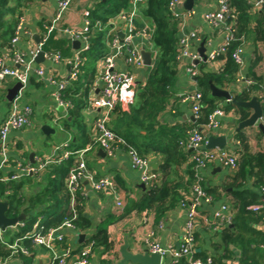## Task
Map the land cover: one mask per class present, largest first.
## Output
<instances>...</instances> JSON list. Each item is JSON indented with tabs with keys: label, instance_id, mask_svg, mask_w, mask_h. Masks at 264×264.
<instances>
[{
	"label": "trees",
	"instance_id": "obj_1",
	"mask_svg": "<svg viewBox=\"0 0 264 264\" xmlns=\"http://www.w3.org/2000/svg\"><path fill=\"white\" fill-rule=\"evenodd\" d=\"M31 1L0 0V52L11 46V37L14 34L18 18ZM169 2L170 0H142L138 3V13L140 12L150 22L149 41L155 54L150 67L146 70L144 81L136 87L134 103L126 110H121L116 105L111 114H118L116 122L110 123L112 117L110 116V124L108 123L112 130L125 137L141 155H145L149 151L161 153L162 157L158 164L160 181L146 187L137 198L129 199L128 187L121 176L114 174L111 178L116 189L118 192L119 189L125 191V196H127L126 206L119 197L123 203L122 208L106 213L95 225H92L84 217L77 191L73 205L76 218L72 223L78 230H90V234L81 243H78L75 249L71 248L70 256L76 255L86 245H91L92 250L95 247H101L104 255L100 259V264H110L109 255L111 252H115V246L109 237V226L123 220L129 214L150 213L156 219L160 218L167 210L179 203L183 198L182 192H187L188 188L192 187L194 162L185 152L189 149L182 145L189 129L203 125L207 113L219 106L217 103L222 100L225 101L226 109L229 107L235 109L236 122L249 116L251 112L249 108L236 106L224 98L212 96L209 82L230 91L237 101L250 99L262 86L263 76L253 71V67L261 58L259 50L255 51V57L250 60L249 70L246 72V77L251 78L255 83L243 86L239 92L233 87L240 74V69L230 54L247 38H251L255 44L260 41L264 43V2L259 11H254L248 0H229L230 17L232 18H229L228 22L232 23L235 28V37L227 46L226 53L219 57L224 61L222 67L203 70L202 63L195 64L198 73L194 75V78L198 89L202 92L203 107L200 109V118L196 119L188 129L177 128L178 131L175 127L161 122L159 115L168 104L171 97L169 88L178 71L176 56L179 51V19L170 12ZM130 8L131 0H97L90 9L89 47L87 50L80 51L82 61L78 77L71 81L62 92L63 98L71 104L67 112L70 119L66 117L62 121L64 128L80 126L81 110L87 104L88 93L94 86L96 76L92 61L98 56L103 57L107 54V50L103 51L102 48L105 30H108L110 26L108 22L114 16L128 11ZM56 33L59 31L49 35L42 49L49 52L59 51L61 55H66L67 49L71 47V42L68 39H56L58 38ZM108 38L110 37L108 36ZM36 80L37 78L33 75L29 78V82L35 85L42 83ZM1 103L7 110L5 109V112L0 110V123L6 116L9 107V101L6 100L4 91L0 93ZM260 103L264 120V100ZM225 107L222 106L224 109ZM78 130L74 143L70 142L67 146L70 154L45 167L37 173L38 177L27 174L15 180H0V199L6 201L8 205L6 215L13 217L20 211L26 215L22 223L18 224L14 234L6 233L4 235L6 242L14 243L15 239L22 238L31 232L34 226H41L44 231L59 226L64 219L70 217V192L65 178L70 168L76 163L75 152L82 148V145L78 143L86 138L83 129ZM140 130L144 131V134H141ZM256 137L258 140L243 131L236 132L235 139L239 143L240 153L238 167L235 170H229L219 185L202 184L211 197L215 199L225 197L233 212L231 223L216 231L220 237L219 248L223 254L212 255V264H228L226 259L229 254L233 253V246L240 248L239 264H264V249L260 247L259 243V241L263 242L264 233H257L256 229L250 227V223L261 221L263 212H253L246 208L250 204L259 203L262 198L261 193H264L261 191V188H264V146L259 142L264 137V133L258 130ZM253 138L256 140L255 143ZM248 179H251V186L246 185ZM33 182L39 189L30 197H26L22 192L23 188ZM249 234H256L255 237L259 241L258 239L254 240V237ZM22 244L27 249L29 248V251L33 243L29 238H25ZM57 244L61 249L68 245L65 238L56 242ZM19 254H22L23 264H30L29 256L20 252ZM10 255H12L10 247L0 241V259ZM193 255L202 259L206 258L203 254L201 256L196 252ZM174 263L187 264V261L185 258H181Z\"/></svg>",
	"mask_w": 264,
	"mask_h": 264
},
{
	"label": "crops",
	"instance_id": "obj_2",
	"mask_svg": "<svg viewBox=\"0 0 264 264\" xmlns=\"http://www.w3.org/2000/svg\"><path fill=\"white\" fill-rule=\"evenodd\" d=\"M180 1V4L177 5V9L181 10L183 13H188L184 15V18L181 21L182 23L178 29V36L191 38V50L197 51V48L199 47V44L202 40L205 41L204 47L206 49V53L211 51L212 49L219 47L223 41V34L213 29L212 25H210L204 19V15L207 11L216 8L217 0H194L193 8L190 10L183 7L184 0ZM96 2L97 0H73L70 7L64 14L62 23L67 25H80L82 21V11L84 9L90 10ZM56 8V0H32L29 4H27V6L23 9L22 15H20L24 17V26L19 34L17 42L15 43L13 48H4L0 52V55L4 56L5 63L8 66L13 65L11 56L12 50H18L23 53L25 57H29L30 51L34 49L36 45V42L34 40L35 36H40L42 34V32L44 31V25L53 16ZM252 23L255 24V22ZM108 24L110 26L107 30V53H110L108 38L109 31L112 29L116 33H118V31L125 32L126 28L124 20L121 18L120 13L111 18ZM149 27L150 22L147 21L139 12L138 15L134 18L135 33L132 37V40L133 44L138 48L140 53L142 49L150 51L151 59L153 60L155 50L149 41V37L142 33V29H148ZM56 37H58L56 39H68L71 42V47L70 49H67L66 55L62 54L64 56L63 59L61 61L55 62L52 59L46 58V61L44 63L37 64L36 62H34L33 65L34 67L42 66L47 72L57 77H64L68 72V67L66 65L65 59L72 57L75 54V50L79 47L74 48L72 46V41L61 32L56 33ZM258 50L261 58L253 67V71L258 75L263 76L262 87H264V43H262L261 41L255 44L251 38L243 40V58L245 62L243 68L240 71V76L246 77V72H248L249 70V62L251 59H254L255 51ZM201 63L203 70L216 69L221 65L220 60H216L213 64L210 61L200 60L197 65ZM191 64L192 61L187 57H184L180 61H178L177 75L169 88L171 97L165 110L159 115V120L161 122L166 123V125L168 126L175 127L176 130L177 128L188 129L196 121L191 110V104L188 102H182L180 99L181 95L193 92L198 89L194 76H191L187 70V68L190 67ZM117 66L120 70L127 71L133 75L136 87L144 81L146 76L144 64L143 66H138L135 64H125L122 59L118 58ZM196 69L198 70L197 67ZM97 76L98 73L96 72L94 86L88 93L87 104L81 110L80 126H71L67 129L64 128L62 121L66 117L70 119V116H68L67 113L68 110H64L58 104H56L55 100L52 98V86L47 85L43 82L39 85H35L29 82L28 86L23 92V95L25 97L24 102L32 107L31 114L35 112L38 115H42L46 119L47 117L50 118V126H48L52 131L50 130L48 133H44L39 128V131L43 136L50 135V147L45 152L43 148L41 149V147L35 149L36 146H46V144L43 143V139L39 138L36 129H31L30 125L22 129L11 130L7 136L8 161L3 170L6 175H9L14 171V166H16L18 162L24 163L28 161L32 163L31 160H33L34 162L35 158H42L43 154L46 157L50 156L52 158H57L60 160L61 158H63L62 155L64 154V152L69 151L67 150L68 144H70V142L74 143L76 138L75 136L79 132L78 129L82 128L83 133L86 134V138H84L78 144L82 145V148L80 149L89 147L83 152V157L87 168L96 176L113 177L114 174H118L119 176H121L125 185L130 191L128 195L129 199H135L140 195L141 191L144 190L140 187V184L142 183L140 178V171L134 169L131 166L129 156L127 155L125 149H123L122 147H117L114 151V154L112 156H108L106 155L104 150L101 149L100 146L93 141V121L96 112L91 108V106L88 105V101L92 96L96 95V93L94 92L96 88L98 89L99 87ZM36 81L39 82L38 80ZM16 82L17 81L13 78H6L5 80L1 81L0 93L4 91L6 95L7 90L11 88ZM243 86L244 85L242 83L236 81L233 88L234 90L239 92L242 90ZM93 90L94 95L91 93ZM134 93L132 96L131 104H128L127 107H124V102H121V104L118 105L121 110L128 109V107L134 103ZM127 94V90L123 89L122 99H124ZM217 104L221 107H225V101L224 104L222 103V101H218ZM5 109L6 107H3L1 103L0 110H4L5 112ZM224 110L226 113L225 116L220 120L219 128L215 131H207V133L208 135L212 136L225 134L227 142L223 148L231 149L235 147L236 144V132L234 131V128L237 125V113L233 107H229L227 109L225 107ZM111 116L112 117L110 123L116 122L118 114L114 113ZM262 122L264 124L263 119ZM200 126L203 128L202 125ZM258 130L259 129L254 126L244 129L243 132L258 140L256 137ZM140 132L141 134H144V131L140 130ZM255 139L253 141L254 143L256 142ZM259 142L264 146V137ZM185 152H187V156L190 159L191 151L188 150ZM30 153H33L32 157H29ZM145 156L149 159L151 171L155 172L156 181L158 183L160 181L158 164L162 155L158 151H149L145 154ZM183 169H185V166H183ZM227 172H229V170L224 166L216 163L208 164L200 171V174L202 176V184L210 186L219 185L224 179V176ZM30 175L32 177H38L37 174ZM246 185L251 186V179H248L246 181ZM37 189H39V187L35 185V182H33L31 185H25L22 192L26 197H30L33 193H35ZM78 194L81 200L80 203L82 205L83 215L92 225L97 224L106 213L115 211L117 209L115 204V195L113 192H111L109 189L96 191L91 188L89 182L85 178L80 180ZM117 194L119 197H121L124 205L126 206L127 196H125V191L119 189V192L117 190ZM182 194L183 197H186V199H191L193 197L191 187L188 188L187 192H182ZM261 195L262 198L260 202H264V193H261ZM212 198L213 200H210L208 202L204 200H201L199 202V218L196 225V240L194 251L196 253H199L201 256L204 255L206 257H210L211 260L212 255L216 253L223 254L221 248H219V244L221 243L220 237L216 231L210 230L204 225L202 218L204 216L211 215L214 208L219 202L227 200L225 197L217 199H215L214 197ZM0 200L4 201L2 199ZM20 213L23 212L20 211ZM184 219L185 210L179 205V203L171 207L169 210H167V212H165V214L157 219L150 213H141L140 215H127L123 220H120L116 224L109 226V237L113 240L115 246V252H111V254L109 255L110 264L117 263L120 260L121 257L119 248L124 243L125 239H127L129 243V249L135 253L148 251L147 245L144 242V238L149 233H152V238L159 242L162 246L178 245L181 237ZM250 227L256 229L257 233H264V229L260 221L257 223H250ZM17 228L18 224L7 227L3 232V236L6 233H9L11 235L14 234L17 231ZM60 232L63 234L65 241L73 249H75L77 247L76 245L79 243L77 234L68 232L67 228L60 229ZM77 232L84 233L85 237L90 234V230L81 231L77 229ZM249 235L254 237V240L258 239L257 237H255L256 234ZM24 239L25 237L17 238L14 240V242H17L24 247V245L22 244ZM259 243L260 245H262V242L259 241ZM30 247L31 250L28 251L29 253L24 254L26 256H29L30 264H46L50 258V252L44 246L35 243H33ZM57 248L61 249L58 244ZM239 249V247L237 248L233 246V253L229 254L226 259L228 264H239ZM76 255H69L67 258V264H75L74 261L76 259ZM103 255V248H93L87 264H100V259L103 257ZM4 259L5 264H23L22 254H19V252L13 253L12 255ZM161 264L178 263L172 262L169 256H164L162 257Z\"/></svg>",
	"mask_w": 264,
	"mask_h": 264
},
{
	"label": "built area",
	"instance_id": "obj_3",
	"mask_svg": "<svg viewBox=\"0 0 264 264\" xmlns=\"http://www.w3.org/2000/svg\"><path fill=\"white\" fill-rule=\"evenodd\" d=\"M72 1L73 0H56V11L44 25V31L40 35V40L36 43L34 49L30 51L28 58L20 51L12 50L11 56L13 65L8 66L5 63L4 56L0 55V82L6 78H13L20 83L16 95L9 102L8 112L0 123V180H15L19 179L22 175L37 174L51 163L59 161V159L50 156L44 159L38 157L35 158V161L32 163L28 161L24 163L18 162V164L14 166V171L9 175H6L3 171L8 161V133L11 130L22 129L30 125L29 119L32 113V107L21 100L23 99V92L29 84V78L31 75H35L38 81L52 86V98L62 109L68 110L71 105L68 100L63 98L62 92L71 81L78 77L79 66L82 61L80 51L87 50L89 47V31L91 28L89 9H84L82 11V21L80 25H67L62 23L64 14L70 7ZM141 1L142 0H131V8L128 11L120 13L126 28L125 32H123L124 35L122 39L119 37L118 33L112 29L109 31L110 53H107L102 57L101 70L97 76V81H99L98 91L94 92L93 90L91 92L92 94L93 92L96 93V95L89 99L88 105L96 112L93 121V141L97 143L108 156H112L117 147L125 149L129 156L131 166L140 171L141 182L148 187L153 183H157L156 175L151 171L149 159L145 155H141L125 137L117 134L108 125L110 116L116 105H120L121 102H124L125 105L123 106L127 107L128 104H131L132 96L136 87L133 75L127 71L120 70L117 66V59H122L125 64L143 66L142 55L138 48L133 44L132 40L135 33L134 18L138 15V3ZM180 2V0H170L168 5L172 15L179 19V26L182 23L181 21L183 20L184 15L188 13H183L181 10L177 9V5L180 4ZM263 2L264 0L249 1L254 11H259ZM230 14L231 8L229 0H217L216 8L207 11L204 15V19L212 25V28L223 34V41L220 46L206 53L205 61H210L213 64L216 60H220L221 65L216 69L222 67L224 61L219 59V57L226 53L228 50L227 46L235 37V28L232 23L228 22ZM23 26L24 17L19 16L15 25L14 34L11 37L10 48H13L17 42ZM55 31L61 32L71 41L78 40L80 44L79 48L75 50V54L72 57L65 59L68 72L64 77H57L47 72L42 66L34 67L33 65L34 57L41 50L44 52V57L47 59H52L55 62L63 59L59 51L49 52L42 49V46L47 41L49 35ZM142 33L149 37L150 27L148 29H142ZM190 42V37L178 36L179 51L176 59L177 61H180L184 57L190 59L192 64L187 70L191 76H194L198 73L194 61L198 60L199 62L202 58L196 50L190 49ZM230 55L241 71L245 62L243 58V44L236 46ZM237 81L244 86L255 83L251 78L240 76V74ZM123 89L128 92L124 99H122ZM254 96H256L259 101H263L264 87L261 86L260 90H258ZM180 99L182 102H188L191 104V110L195 119L200 118V109L203 107V103L202 92L199 89L181 95ZM225 113L224 108L221 106H217L209 111L206 115L205 123L202 125L203 130H217L220 126V120L225 116ZM238 144V141H236L235 147L231 149L218 147L206 148V138L202 131L198 127L189 129L182 145L191 151L190 159L194 162V181L191 187L193 197L191 199L183 197L179 201V205L185 210V219L182 226L180 241L179 244L175 246H162L152 238V233H149L144 238L148 252L159 253L161 257L169 256L172 262H177L179 259L185 258L188 264H211L212 260L210 257L202 259L200 257H194L193 255L196 240V225L199 218V202L201 200L206 202L213 200L202 185L200 171L208 164L213 163L224 166L228 170H235L238 167V160L240 157ZM88 148L89 147L75 152L77 155L76 163L70 168L66 176V185L70 192V217L64 219L58 227L49 228L44 231L41 226H34L32 231L24 236L25 238H29L33 243L44 246L50 252V258L46 264H67V258L70 255L72 247L68 244L64 248L58 249L56 242L64 239L60 229L74 227L72 221L76 218V213L73 205L81 179L85 178L89 182L91 188L96 191L109 189L115 195L116 207L122 208L123 206V203L117 194L113 179L107 176H96L87 168L83 152ZM69 154L70 152L66 151L62 157H67ZM261 191H264L263 187L261 188ZM246 208L253 212H263L260 223L264 229V202L250 204ZM232 218L233 212L231 211L230 205L226 201H221L216 205L212 214L204 216L202 221L210 230L219 231L226 225L230 224ZM3 232L4 230L0 229V241L10 247L12 254L18 252L23 254L29 253L27 248L17 242L11 244L6 242ZM261 246L264 249V239ZM91 252V245L82 247L77 253L74 263L87 264ZM0 264H5V259H0Z\"/></svg>",
	"mask_w": 264,
	"mask_h": 264
},
{
	"label": "water",
	"instance_id": "obj_4",
	"mask_svg": "<svg viewBox=\"0 0 264 264\" xmlns=\"http://www.w3.org/2000/svg\"><path fill=\"white\" fill-rule=\"evenodd\" d=\"M193 3L194 0H184L183 2V7L185 9H192L193 8ZM232 17H230L231 19ZM119 37L122 39L124 33L122 31H118ZM35 42L38 43L40 40V36H35L34 38ZM204 40H202L199 44V47L197 48L198 54L201 56L202 60H206V49L204 47ZM72 46L74 48L79 47V41L78 40H73L72 41ZM141 55H142V60L144 64L145 70H147L151 63V52L145 49L141 50ZM46 61V58L44 57V52L41 50L39 51L36 56L34 57V62L37 64L39 63H44ZM194 63H198V60H195ZM20 87V83L17 81L11 88H9L6 92L5 98L7 101H11L13 97L16 95L18 89ZM209 88H210V94L214 97L218 98H224L227 102H231L235 104L236 106H240L243 108H249L251 110L250 114L248 117H246L243 120H239L237 122L236 127L234 128L235 132L243 131L246 128H251L256 126L259 131L264 133V124L262 122L263 118V112H262V107L260 101L257 99L256 96H252L248 100L244 101H237L232 94L227 90L220 88L216 85H214L212 82H209ZM98 89L96 88L95 92H97ZM203 135L206 138V148H223L227 142L226 135L221 134L218 136H212L208 135L206 130H203L201 126L198 127ZM50 127L47 124H43L41 126V131L44 133H48L50 131ZM52 131V130H51ZM33 153L29 154V157H32ZM33 162V160H31ZM155 173V172H154ZM140 187L142 189H145L146 186L144 183L140 184ZM7 202L6 201H1L0 200V229L5 230L7 227L14 226L16 224H19L25 219V214L20 213L19 215L9 217L6 215V210H7ZM68 232H71L73 234H77L78 242L81 243L83 239L85 238L84 233H78L77 229L74 227H68L67 228ZM119 253H120V260L117 263L114 264H161L162 262V257L159 253H150L148 251L144 252H133L132 250L129 249V243L127 239L124 240V243L120 246L119 248Z\"/></svg>",
	"mask_w": 264,
	"mask_h": 264
},
{
	"label": "rangeland",
	"instance_id": "obj_5",
	"mask_svg": "<svg viewBox=\"0 0 264 264\" xmlns=\"http://www.w3.org/2000/svg\"><path fill=\"white\" fill-rule=\"evenodd\" d=\"M103 43H104V46H103L102 50L103 51L108 50V47H107V30H105V33H104ZM92 62L94 64L96 72L99 73L101 70L102 57L98 56ZM24 99H25V97L23 95V99L21 101H24ZM222 103L224 104L223 100H222ZM8 109H9V107H8ZM49 119H50L49 117H47V119H46L42 115H38L35 112L33 114H31L30 119H29L30 128L36 129V132L38 133L39 138L43 139V141H44L43 143L46 144V146L45 145L44 146H40V145L36 146L35 149H37L38 147L39 148L41 147V149L43 148L44 152L47 151V149L50 147V135L43 136L40 133L39 128L41 129V126L43 124H47L50 126V120ZM42 158L44 159V158H46V156L43 154Z\"/></svg>",
	"mask_w": 264,
	"mask_h": 264
}]
</instances>
